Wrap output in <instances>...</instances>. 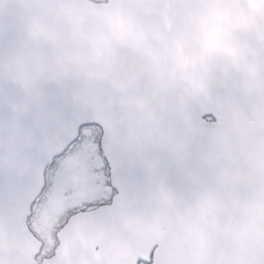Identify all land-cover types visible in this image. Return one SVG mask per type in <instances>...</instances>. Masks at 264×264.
Masks as SVG:
<instances>
[{
  "label": "water",
  "instance_id": "1",
  "mask_svg": "<svg viewBox=\"0 0 264 264\" xmlns=\"http://www.w3.org/2000/svg\"><path fill=\"white\" fill-rule=\"evenodd\" d=\"M86 125L117 196L45 264H139L154 241L160 264L206 243L264 264V0H0V264H36L31 207Z\"/></svg>",
  "mask_w": 264,
  "mask_h": 264
},
{
  "label": "flooded vegetation",
  "instance_id": "2",
  "mask_svg": "<svg viewBox=\"0 0 264 264\" xmlns=\"http://www.w3.org/2000/svg\"><path fill=\"white\" fill-rule=\"evenodd\" d=\"M212 122L211 119L207 120ZM103 131L95 125L82 126L76 141L67 151L56 158L46 170L45 187L40 197L32 205L27 219V230L35 241L34 260L45 264L56 257L64 248H76L68 239L65 229L71 219L80 214L95 213L110 207L116 197L111 184V169L103 151ZM71 173L72 177L65 179ZM200 201H234L247 199L240 197L195 196ZM101 228L100 231H104ZM70 238V237H69ZM187 254L190 264L235 263L237 255L225 251L227 247L219 243L193 244ZM160 243L139 264H160ZM79 252L68 250L64 254L66 263L78 261ZM172 256V255H171ZM80 261V257H79Z\"/></svg>",
  "mask_w": 264,
  "mask_h": 264
},
{
  "label": "trees",
  "instance_id": "3",
  "mask_svg": "<svg viewBox=\"0 0 264 264\" xmlns=\"http://www.w3.org/2000/svg\"><path fill=\"white\" fill-rule=\"evenodd\" d=\"M93 1H96V0H93ZM99 1V0H98Z\"/></svg>",
  "mask_w": 264,
  "mask_h": 264
},
{
  "label": "rangeland",
  "instance_id": "4",
  "mask_svg": "<svg viewBox=\"0 0 264 264\" xmlns=\"http://www.w3.org/2000/svg\"><path fill=\"white\" fill-rule=\"evenodd\" d=\"M96 1H98V0H96Z\"/></svg>",
  "mask_w": 264,
  "mask_h": 264
}]
</instances>
